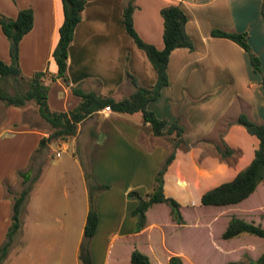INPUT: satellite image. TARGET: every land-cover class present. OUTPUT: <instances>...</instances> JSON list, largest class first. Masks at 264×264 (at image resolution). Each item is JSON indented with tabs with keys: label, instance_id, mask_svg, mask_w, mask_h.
Instances as JSON below:
<instances>
[{
	"label": "crops",
	"instance_id": "0c3cea01",
	"mask_svg": "<svg viewBox=\"0 0 264 264\" xmlns=\"http://www.w3.org/2000/svg\"><path fill=\"white\" fill-rule=\"evenodd\" d=\"M126 1L84 0L80 18L73 27L72 37L67 45L65 73L68 83L77 82L84 89H93L103 94L125 95L132 90V86L123 77L125 67L136 77L139 84L146 87L153 84L155 71L152 65L143 50L136 46L125 31L121 22V12ZM130 1L133 5L132 25L144 41L156 48L163 46L162 18L159 9L168 4H177L184 11L186 15L184 30L192 41L191 49L176 46L169 51L165 67L167 84L146 104L157 117L165 118L167 123L176 118L183 127L182 137L186 150H175L174 158L167 166L163 180L165 195L173 197L179 203L183 218V223L180 224L171 222L167 217V224L181 227L186 224L181 211L182 204L198 203L199 196L204 190L230 179L252 156L257 140L255 141L256 138L253 139L241 125L234 122V119L239 112H243L255 121H264V87L260 82V74L251 69L247 53L238 43L227 37L211 35L210 30L220 28L246 31L247 42L251 51L259 57L261 71L264 73V1ZM60 3V0H0V15L4 17L13 18L19 9L26 7L32 12L30 28L17 41L18 64L24 76L31 75L37 68L47 70V74L56 69L51 50L57 40V27L61 21ZM37 47L44 48L36 65L29 58L35 57ZM9 57V39L0 28V58L8 62ZM46 59L48 63L43 69ZM45 76L41 77L43 81L46 80ZM47 101L53 109H69L76 104L78 97L69 91L68 85L61 78L56 77L47 89ZM2 106L0 170L2 165L10 161H15L11 170L23 168L27 165L39 137L46 134L45 125L40 127L21 121V112L25 111V107L20 108V112L18 106ZM91 121L96 122L94 128L90 127ZM77 124L75 135L79 134L83 139H89L85 152L79 143L75 145V152L71 148L70 138L61 141L60 144L70 148L71 158L77 164L82 177V165L88 164V169L96 181L108 183V187L97 192L94 199L97 224L89 243L90 264H130L127 257L132 246L153 255L158 246L157 242L151 241V231L163 225L149 218L152 211L150 208L162 206L165 214H168L169 208L164 202L152 203L145 212V225L135 230V216L130 211L136 200L127 197L126 192L135 190L138 194L144 195L150 189L153 176L167 152L168 144L163 141V137L151 133L149 123L142 120L139 112L97 110ZM22 133L27 134L31 140L29 151L26 144L22 143L25 146L23 157ZM223 142L233 149L231 154L227 152L220 155L217 152L219 151L217 147L222 146ZM48 145L49 148L51 144ZM237 146L241 147V152L234 151ZM20 158L23 161H20ZM46 158L43 153L37 157V161L41 159L43 161L41 169L47 163ZM41 169L36 173L20 206L19 227L12 237H17L23 230L22 218L29 223L27 224L31 233L34 223H41L43 220L52 219L53 222H57L58 227H62L64 222L74 220L77 221V224H73L77 228L78 238L75 246L77 251L88 205L84 177L80 192H76L75 196L70 195V200L66 187L60 190L59 195L65 200L64 206L60 204V197L54 204L49 205L52 202L49 196L46 197V193L50 187L45 188L42 198L38 193L37 199L36 191L33 193L36 186L37 188L43 186L39 183L42 179ZM59 175L66 176L64 173ZM3 181L16 191L20 186V178L15 176L10 179L4 173L0 176V243L5 238L9 225L8 208L11 204V198L9 200L4 195ZM263 195L264 180L244 198L245 200L230 205L247 206L248 211L252 209L259 212V215L249 219L264 226V210L263 212L258 210L264 201L252 205L245 203L251 196H253L251 200H256ZM193 199L196 202H192ZM198 205L195 208L215 210L217 207H226L199 203ZM214 213L203 217L202 221L195 217L194 222L188 227L204 229V233H207L205 235L210 238L206 242L207 247L224 257H229L227 255L237 251V247L231 250L232 244L227 243L236 240L238 235L229 238L220 236L227 217L221 220L225 223L224 225L221 223L214 236L211 230L212 223L217 217ZM204 240L203 238V242ZM158 241L162 249L163 244L167 246L164 232L158 237ZM171 253L181 255L182 259L187 257L184 251L167 246L163 254L156 253L163 257L154 255L156 263L165 264ZM77 261L81 264L78 259Z\"/></svg>",
	"mask_w": 264,
	"mask_h": 264
},
{
	"label": "trees",
	"instance_id": "16d2710c",
	"mask_svg": "<svg viewBox=\"0 0 264 264\" xmlns=\"http://www.w3.org/2000/svg\"><path fill=\"white\" fill-rule=\"evenodd\" d=\"M60 2L61 21L57 27V40L51 50V57L56 69L48 74L47 70H39L34 71L30 76H24L17 66V41L31 26V9L28 7L21 8L13 18L0 15V28L9 39L10 56L8 62L0 58V102L4 106L25 107V111L21 112V121L40 127L45 125L46 128V134L39 137L36 147L29 156L27 166L17 170V174L20 177V188L13 191L8 185L4 187L11 198V204L9 225L5 232V238L0 243V260L5 255L6 246L10 242L13 233L19 227L20 206L25 200L36 173L39 172L43 164L42 159L37 161V155L43 153L46 156L50 142L65 141L70 138L76 132L79 121L104 105H108L112 111L116 112H139L142 120L149 123L151 133L168 141L167 152L153 176L150 189L144 195L138 194L135 190L126 192L127 197L136 200L134 207L130 211L135 216V230H139L145 225V212L152 203L156 202L166 203L169 208L168 212L174 222L183 223L179 203L173 197L165 195L163 191L165 168L173 160L175 149L181 144L185 145L182 137L183 127L176 118L167 123L165 118L157 117L146 107V104L149 100L155 98L159 94L160 89L167 84L165 67L169 51L176 46L192 48V41L184 30V22L186 20L184 11L177 4H168L159 9L162 18L163 46L156 48L151 43L141 39L137 34L131 20L133 5L130 0L125 2L121 12V22L136 46L145 53L155 71V80L150 86H143L124 67V80L132 86V90L125 95L113 96L93 89H84L77 82L68 83L65 73L67 45L71 40L73 27L80 18V10L84 0H60ZM210 34L227 37L238 43L246 51L251 69L260 74V82L264 87V73L261 71L260 60L250 49L246 31L212 28ZM42 76H45L50 81L56 77L61 78L68 85L69 91L78 97L76 104L69 109L51 108L47 101L48 83L41 79ZM8 81H12L14 84L11 92L5 89V84ZM28 106H31V109H29L30 118L26 116ZM234 122L241 125L248 134L255 136L257 142L253 148L252 156L248 163L238 169L230 179L221 181L204 190L199 196V204L226 205L236 203L246 198L264 180V121H255L245 113L239 112ZM223 146V151L217 147L219 152L221 151V155L230 150L224 142ZM34 166L35 169L33 168ZM82 169L88 205L82 226V237L79 242L77 258L81 264H90L89 243L97 224L94 199L97 192L108 187V183L96 181L88 169V164H83ZM243 232L264 239V226L259 222H254L252 219H245L234 214L229 215L220 236L229 238ZM156 253L160 254L162 251H156ZM156 253L154 251L152 255L150 252L146 253L138 247L132 246L129 249L127 261L130 264H157L154 255L158 257H163V255ZM190 260L192 259L188 256L182 259L181 255L171 253L168 255L165 264H188L191 263ZM226 264H264V249L256 257L228 260Z\"/></svg>",
	"mask_w": 264,
	"mask_h": 264
},
{
	"label": "rangeland",
	"instance_id": "374dc122",
	"mask_svg": "<svg viewBox=\"0 0 264 264\" xmlns=\"http://www.w3.org/2000/svg\"><path fill=\"white\" fill-rule=\"evenodd\" d=\"M263 14H264V6H263ZM43 48L44 47H37V50L35 52V57L29 58V60L32 63L34 62L36 65L39 63V59H41L40 55L43 54ZM25 61H27V58H25ZM44 63L45 64H43V69L45 68V66H47L48 60L46 59ZM17 66L19 68L18 58H17ZM38 69L40 70L41 68H37V71H39ZM44 82L48 83L47 87L49 88L52 80L50 81L46 79L44 80ZM13 85L14 84L12 83V81H8V83L5 84V89L11 92L13 91ZM2 105L3 103L0 102V113L3 108ZM27 109L28 110H26L27 111L26 113L28 115L26 114V116L30 118L31 115H29V109H31V106H28ZM19 111L21 112L20 107H19ZM89 123H90V127L94 128L96 122L91 121ZM91 123L93 124L92 126ZM81 131L83 130L81 129ZM250 136L253 139H255V136L253 135ZM87 137L88 136L86 135V138ZM70 141L72 143L71 148L73 150L75 149L76 143L82 144L83 152H85V149H87V146L89 144L88 138L83 139L82 137L79 136V134L75 135V133L72 136H70ZM163 141L166 142V144H168V141L166 139H163ZM60 142L61 141H57V142L55 141L49 143L51 145L47 149V154H46L47 163L42 167V169L40 168L41 169L40 174L42 175V179L39 183L43 184V186L41 188H37L36 186L33 193L36 191L35 197H37V199H38V193L41 196L40 198H42L45 193V188L48 186L50 187V190L47 191L46 197L49 196L50 202H52L49 205L54 204L55 200L60 197V204L64 206L65 200L64 198L61 197V195H59L60 190L63 189V187H66L65 190L67 195H69L68 197L70 200V195L75 196L76 192H80L83 177L80 173L79 168L77 167V164L73 162V159L71 158L72 156H71L70 148H67V146L64 144H60ZM22 143L26 144V146L28 147L27 151H29L31 146V140L27 134L24 133L21 134V156L23 157L25 146ZM34 146L36 147V145ZM219 148L223 151L224 150L223 144L222 146L219 145ZM177 149L185 151L186 146L181 144L175 150ZM57 150H60V153L58 155L55 154V151ZM74 151L76 152V150ZM232 151L233 149L230 148V150L228 151L229 154H231ZM234 151L241 152V147L237 146L236 149H234ZM217 152L220 154L221 151L220 152L217 151ZM39 156L40 154L37 155V157ZM20 161H23V159L21 160L20 158ZM14 163L15 161L14 162L10 161V163H5V165H2L0 170V176H2V174L4 173L10 179L12 177L15 178V176L18 178L19 177V175L17 174L18 169L14 168L13 170H11ZM6 168L9 169L7 170ZM33 168L35 169V166ZM60 172L66 174V176H60L59 175L61 174ZM6 185L8 184L5 181H3V186L5 187ZM60 185L62 187L59 188ZM61 193L63 195L62 191ZM4 195L5 197H8L7 199L10 200V197L6 191ZM72 199L73 198H71V200ZM251 199H253V196L250 197V200L247 199L245 203H249L252 205L253 203L257 204L259 202H263L264 195L263 197H258L256 200H251ZM194 201L196 202L195 199H193L192 202ZM40 202L42 203L43 200H40ZM260 205L262 206L258 208V210L263 212L264 203ZM197 206H199L198 203L195 204L186 203V205L182 204L181 211L186 220V224L185 226H181V227H173L167 224V219H166L167 213L165 214L162 206L156 208H150L152 211L149 213V218L163 225V226H157L153 228L151 231V237H152L151 241L153 243L157 242V246H158L157 251L161 250L162 253H164L165 250H167V246L182 250L186 253L187 256L195 259V260H190L191 263L188 264H226L227 258H231L230 260H234V259L236 260V259H245L246 257H255L264 249L263 238L243 232L238 235V238L236 240L227 243V245L232 244L231 250L235 249V246L237 247V251H233L227 255L229 257H224L222 254L214 252V249H210L207 247L206 242L208 241L209 236L205 235L207 233H204L205 232L204 229L202 228L193 229L188 227V225H191L190 223L194 222L195 217L200 218V220L202 221L203 217L209 216L215 212L214 216L217 217L215 218L216 220L213 221L212 229H211L215 236L216 232L219 230L221 223L223 225L225 223V222H221V220H225V218L229 217L230 214H236L245 219H249L253 216L259 215L258 214L259 212H255L252 209L248 211V209H246L248 208L247 206L242 207L239 205L237 207V204H233V205L226 204L224 205L226 206L225 208L217 207L215 208V210H209L206 208L200 209V207L195 208ZM9 212H10V207L8 208V216H9ZM167 216L171 220V222L172 221L174 222L169 212ZM22 223H23V230L17 234V237H12L10 239V242L6 246L5 255L0 260V264H79L77 261L78 258L76 256L78 250L76 251L75 249L76 240L78 238L77 228L73 226L74 223L77 224V221L69 220L67 222L68 226L67 223L64 222L62 227H58L57 222H53L52 219L43 220L41 221V223H34L35 226L33 228V233H31L30 232L31 230H29L28 228L29 223L25 221L23 218H22ZM199 225L202 226V224ZM163 232L165 234V244L167 245L164 246L163 244L164 249H162V246L158 241V237L163 235ZM203 238L205 239L204 242H203ZM220 244L222 243L220 242ZM78 247H79V243H78Z\"/></svg>",
	"mask_w": 264,
	"mask_h": 264
},
{
	"label": "built area",
	"instance_id": "2783aa9c",
	"mask_svg": "<svg viewBox=\"0 0 264 264\" xmlns=\"http://www.w3.org/2000/svg\"><path fill=\"white\" fill-rule=\"evenodd\" d=\"M109 106L108 105H104L103 107H101L100 109H98V111H103V110H109ZM59 150L55 151V154L58 155L59 154Z\"/></svg>",
	"mask_w": 264,
	"mask_h": 264
},
{
	"label": "clouds",
	"instance_id": "9594fccd",
	"mask_svg": "<svg viewBox=\"0 0 264 264\" xmlns=\"http://www.w3.org/2000/svg\"><path fill=\"white\" fill-rule=\"evenodd\" d=\"M60 151V150H59ZM60 153V152H59Z\"/></svg>",
	"mask_w": 264,
	"mask_h": 264
}]
</instances>
